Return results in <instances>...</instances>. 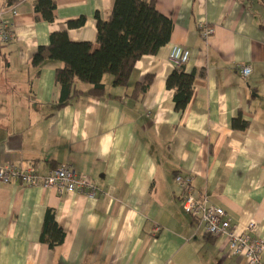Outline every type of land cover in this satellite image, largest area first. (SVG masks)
<instances>
[{
	"label": "crops",
	"instance_id": "obj_1",
	"mask_svg": "<svg viewBox=\"0 0 264 264\" xmlns=\"http://www.w3.org/2000/svg\"><path fill=\"white\" fill-rule=\"evenodd\" d=\"M33 1L0 0L11 31L0 46L8 61L4 67L0 59V165L41 173L67 165L97 192L87 198L0 182V264H244L182 210L174 176L191 174L197 195L209 196L234 225L254 221L264 241V0H154L173 23L169 42L136 62L126 87L104 76V97L81 95L59 110L60 63L47 61L36 75L32 55L61 31L97 49L95 16L106 20L115 0H56L52 23L36 19ZM80 17L83 26L67 28ZM205 26L213 30L207 40ZM174 45L190 50L185 71L205 72L182 114L165 86ZM242 66L250 67L246 77ZM148 74L147 93L130 98ZM238 115L244 131L230 127ZM47 209L65 234L53 250L39 241Z\"/></svg>",
	"mask_w": 264,
	"mask_h": 264
},
{
	"label": "trees",
	"instance_id": "obj_2",
	"mask_svg": "<svg viewBox=\"0 0 264 264\" xmlns=\"http://www.w3.org/2000/svg\"><path fill=\"white\" fill-rule=\"evenodd\" d=\"M20 0H6L12 5ZM32 9L37 20L52 23L55 20L56 0H34ZM85 17L70 20L68 29L84 25ZM95 43L97 49L92 50L91 42H71L65 31L50 34L49 44L40 46L32 55L30 67L38 75L41 66L47 61H56L60 66L54 71V83L58 86V99L53 103L55 110L68 106L71 101L81 95L102 98L105 95L103 77H112V86L126 87L136 62L146 55H155L170 40L173 28L172 21L159 13L154 0H115L106 20L95 16ZM0 42V46H1ZM0 59L4 67L8 61L0 49ZM204 70L185 71L184 65L175 67L168 75L165 86L173 91L174 111L182 114L193 94V82L196 76L203 77ZM153 81L152 75L136 82L130 98L139 99L144 96ZM78 84H87L89 88L83 92ZM232 130L244 131L248 123L238 115L231 119ZM64 231L55 221V213L47 209L39 241L53 250L64 242Z\"/></svg>",
	"mask_w": 264,
	"mask_h": 264
},
{
	"label": "built area",
	"instance_id": "obj_3",
	"mask_svg": "<svg viewBox=\"0 0 264 264\" xmlns=\"http://www.w3.org/2000/svg\"><path fill=\"white\" fill-rule=\"evenodd\" d=\"M4 11L0 10L1 44L11 39L9 25L1 18ZM212 33V28L205 26L202 27L200 36L207 40ZM189 58L190 50L179 45L172 46L168 55L174 67L185 65ZM239 73L243 77L248 76L250 67H240ZM174 181L182 193V210L199 221L206 235L213 238L223 237L228 253L242 258L244 264H260L264 241L256 235L257 226L254 221H250L242 228L232 224L225 210L215 205L209 196L195 193L191 174L177 173ZM0 182L15 183L26 188L54 189L59 195L75 193L87 198H94L97 192L96 186L88 176L77 174L67 165L52 168L45 173H41L38 166L34 165L27 167L14 164L0 165ZM158 231V227L153 229L154 234Z\"/></svg>",
	"mask_w": 264,
	"mask_h": 264
},
{
	"label": "rangeland",
	"instance_id": "obj_4",
	"mask_svg": "<svg viewBox=\"0 0 264 264\" xmlns=\"http://www.w3.org/2000/svg\"><path fill=\"white\" fill-rule=\"evenodd\" d=\"M106 78H110V76L109 75H106ZM82 85H85V84H82Z\"/></svg>",
	"mask_w": 264,
	"mask_h": 264
}]
</instances>
